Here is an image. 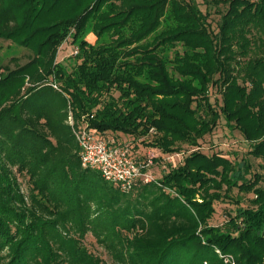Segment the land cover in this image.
<instances>
[{
  "label": "trees",
  "instance_id": "1",
  "mask_svg": "<svg viewBox=\"0 0 264 264\" xmlns=\"http://www.w3.org/2000/svg\"><path fill=\"white\" fill-rule=\"evenodd\" d=\"M206 2L226 6L217 32L196 0H0V39L30 52L0 58V264H106L88 234L113 264H264L261 174L240 184L231 159L196 149L123 189L80 155L83 127L117 142L155 133L148 145L175 153L223 115L264 158V0ZM90 31L109 39L91 43ZM69 38L73 70L57 60ZM234 188L254 206L211 224Z\"/></svg>",
  "mask_w": 264,
  "mask_h": 264
},
{
  "label": "rangeland",
  "instance_id": "2",
  "mask_svg": "<svg viewBox=\"0 0 264 264\" xmlns=\"http://www.w3.org/2000/svg\"><path fill=\"white\" fill-rule=\"evenodd\" d=\"M196 1L200 5L201 10L208 15V22L211 29L217 32L219 30L218 25L221 21L222 12L226 6L221 5L220 7H211L206 0ZM168 23H171V20H164L163 26L159 29V31L165 28ZM86 38L92 43H96L97 41V36L93 31H90ZM102 39L108 40L109 38L104 36ZM102 39L97 42H101ZM176 51H182V47L177 46L174 49L168 50L167 55L173 58ZM77 52L78 47L73 43L72 39L69 38L60 47L57 60L65 65L66 69L73 70V67L78 60L76 55ZM29 54L30 52L27 48L13 44L10 40L0 39V58L3 62L9 63L10 57L12 55H17L20 57V62L24 63L29 59ZM11 65L14 66V64ZM113 93L116 97L120 94L118 90H113ZM210 96L214 107L221 112L223 98L220 89L217 86H211ZM154 136L155 133H152L151 135L142 137L141 139L138 138V140H136V142L134 141V143H132L134 140L133 136L124 134L119 137L121 141L119 143L122 145H126L131 142V145H128L131 147L134 155L139 160H143L145 158L154 159V164L149 168L152 180L161 178L172 167L181 165L192 151L200 149L209 155L219 153L231 159L236 167L232 177L240 184L243 183V180L254 181L255 174H261L263 179L259 185L264 188V158H257L251 154L253 149L252 143L245 139L244 135L238 128L229 126L223 115L219 120L218 126L213 130V132L200 139L199 147L182 144L179 152L164 153L160 148L148 145V142L151 141ZM18 176L22 184V189L25 192H28V189L31 186L29 177L20 174H18ZM230 196V198L225 197L224 200L215 202L216 213L210 221L211 224L224 225V223L228 221L229 217L235 214L239 206H254L253 199L255 194L253 192H245L239 188H234L230 192ZM84 242L94 253L102 257L106 261V264H113L109 255L102 246L98 245L99 243L92 234H88L85 237Z\"/></svg>",
  "mask_w": 264,
  "mask_h": 264
},
{
  "label": "built area",
  "instance_id": "3",
  "mask_svg": "<svg viewBox=\"0 0 264 264\" xmlns=\"http://www.w3.org/2000/svg\"><path fill=\"white\" fill-rule=\"evenodd\" d=\"M76 136L83 165L100 170L107 180L119 183L123 189L138 179L152 180L149 168L154 159L139 160L128 144L122 145L87 127L77 129ZM224 260L226 264H237L231 256H224Z\"/></svg>",
  "mask_w": 264,
  "mask_h": 264
},
{
  "label": "crops",
  "instance_id": "4",
  "mask_svg": "<svg viewBox=\"0 0 264 264\" xmlns=\"http://www.w3.org/2000/svg\"><path fill=\"white\" fill-rule=\"evenodd\" d=\"M89 40V39H88ZM92 43V42H91Z\"/></svg>",
  "mask_w": 264,
  "mask_h": 264
}]
</instances>
